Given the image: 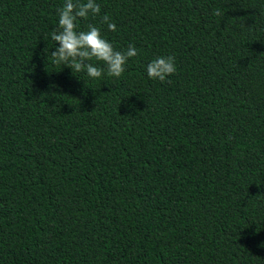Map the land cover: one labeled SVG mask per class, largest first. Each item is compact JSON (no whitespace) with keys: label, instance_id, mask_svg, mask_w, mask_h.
Masks as SVG:
<instances>
[{"label":"trees","instance_id":"obj_1","mask_svg":"<svg viewBox=\"0 0 264 264\" xmlns=\"http://www.w3.org/2000/svg\"><path fill=\"white\" fill-rule=\"evenodd\" d=\"M95 2L119 78L52 63L64 0H0V264H264V0Z\"/></svg>","mask_w":264,"mask_h":264},{"label":"clouds","instance_id":"obj_2","mask_svg":"<svg viewBox=\"0 0 264 264\" xmlns=\"http://www.w3.org/2000/svg\"><path fill=\"white\" fill-rule=\"evenodd\" d=\"M101 8L95 0H64L63 6L57 8L58 26L50 35L58 47L51 52L53 64L68 67L76 73H85L90 79H98L106 70L109 77L119 78L125 71V65L130 58L139 55L132 44L126 50H116L112 43L106 40L99 27L88 24L87 30H78V21L87 20L89 16L96 17ZM214 15L220 16L217 10ZM107 25L108 31H116V25L104 15L100 21ZM93 61L102 63L104 68L96 66ZM148 79L161 83L170 82L168 77L177 71L173 56H159L146 65Z\"/></svg>","mask_w":264,"mask_h":264}]
</instances>
